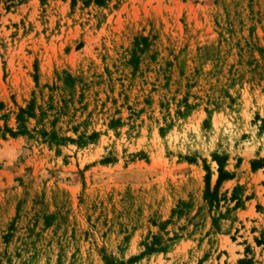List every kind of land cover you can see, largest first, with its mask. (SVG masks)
Wrapping results in <instances>:
<instances>
[{
  "label": "rangeland",
  "instance_id": "rangeland-1",
  "mask_svg": "<svg viewBox=\"0 0 264 264\" xmlns=\"http://www.w3.org/2000/svg\"><path fill=\"white\" fill-rule=\"evenodd\" d=\"M0 264H264V0H0Z\"/></svg>",
  "mask_w": 264,
  "mask_h": 264
},
{
  "label": "trees",
  "instance_id": "trees-1",
  "mask_svg": "<svg viewBox=\"0 0 264 264\" xmlns=\"http://www.w3.org/2000/svg\"><path fill=\"white\" fill-rule=\"evenodd\" d=\"M223 174H224L223 171L220 170L219 171V177L218 178H220V179L224 178V175ZM206 196H214V194L213 193H210L209 191H207Z\"/></svg>",
  "mask_w": 264,
  "mask_h": 264
},
{
  "label": "crops",
  "instance_id": "crops-1",
  "mask_svg": "<svg viewBox=\"0 0 264 264\" xmlns=\"http://www.w3.org/2000/svg\"><path fill=\"white\" fill-rule=\"evenodd\" d=\"M228 182H231V180H228Z\"/></svg>",
  "mask_w": 264,
  "mask_h": 264
}]
</instances>
